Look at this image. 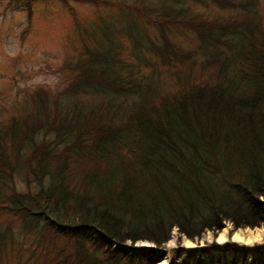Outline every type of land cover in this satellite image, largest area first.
I'll return each instance as SVG.
<instances>
[{"label": "trees", "instance_id": "1", "mask_svg": "<svg viewBox=\"0 0 264 264\" xmlns=\"http://www.w3.org/2000/svg\"><path fill=\"white\" fill-rule=\"evenodd\" d=\"M76 1L118 9L80 28L54 106L36 89L33 114L0 124V216L20 220L46 253L40 264L52 253V264H158L155 249L138 257L123 245L160 249L174 228L196 240L225 223L264 227L263 0ZM27 242L9 222L0 262ZM263 254L222 260L196 247L177 264H264Z\"/></svg>", "mask_w": 264, "mask_h": 264}, {"label": "rangeland", "instance_id": "2", "mask_svg": "<svg viewBox=\"0 0 264 264\" xmlns=\"http://www.w3.org/2000/svg\"><path fill=\"white\" fill-rule=\"evenodd\" d=\"M28 1L0 0V124H6L16 116L32 113L34 108L29 100H33L31 96L36 89L50 91L47 98L48 104L54 106L56 96L63 92L71 80L67 71L59 68L63 63L74 60L82 50L81 33H79L81 27L87 28L89 25L95 27L100 13L116 16L113 13H117L118 9L101 5V3L97 4L94 1L70 0L68 5L62 0H38L32 4L30 17ZM149 1L148 3H151L154 0ZM72 10L76 13L78 21L72 15ZM77 22L80 23L79 26ZM124 55L128 54L124 53ZM93 100L94 98H86L84 101L90 103ZM17 184L21 189L22 186L24 187L22 181H18ZM9 222L17 243H24L25 237H28V242L24 244V247L17 245L13 251L10 250L3 256L0 264H18L20 261L23 263L34 250H36V259L30 264L43 262L46 253H41L38 248H34L31 237L21 233L22 223L17 217L6 213L0 216V230L5 231ZM257 229L264 230V227L236 230L231 223H225L218 234L208 232L202 239L196 240H189L178 234V229H174L171 240L162 248H156L154 252H150V256L156 260L162 258L158 264H177L187 249L207 247L222 260L238 259L244 256L246 261L250 262L253 259L252 249L264 247V239L244 244L234 241L233 237L239 231H256ZM223 231L227 235V240L221 243L218 238ZM50 240L51 237L48 238L49 243ZM187 242H191L192 246H189ZM213 244L216 245L213 246ZM67 245L65 239L57 241L59 248ZM126 246L132 255L137 254L140 257L145 250H152L155 244L139 241L134 246L128 242ZM223 246H229L230 249L223 253L221 251ZM68 248L69 251L73 250L72 242ZM54 257L55 253H52L49 264H52Z\"/></svg>", "mask_w": 264, "mask_h": 264}, {"label": "bare ground", "instance_id": "3", "mask_svg": "<svg viewBox=\"0 0 264 264\" xmlns=\"http://www.w3.org/2000/svg\"><path fill=\"white\" fill-rule=\"evenodd\" d=\"M264 239V230L257 229L256 231L247 230L246 232L239 231L237 232L233 240L237 242H242L244 244H251L256 241ZM227 240V235L225 231H223L218 238V241L224 243ZM189 246H192L191 242H187Z\"/></svg>", "mask_w": 264, "mask_h": 264}]
</instances>
